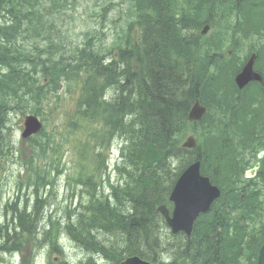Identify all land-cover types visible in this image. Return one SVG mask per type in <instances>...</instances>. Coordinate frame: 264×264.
I'll list each match as a JSON object with an SVG mask.
<instances>
[{
  "label": "trees",
  "instance_id": "trees-1",
  "mask_svg": "<svg viewBox=\"0 0 264 264\" xmlns=\"http://www.w3.org/2000/svg\"><path fill=\"white\" fill-rule=\"evenodd\" d=\"M57 1L59 10L68 2ZM183 1L132 0L137 42L130 37L119 50L117 62L106 64L102 54L87 47L73 57H54L52 51L61 49L55 47L56 40L50 34L55 24L38 11L39 0H9L11 23L0 27L4 42L0 43V58L9 67L7 75L0 74V157L13 105H22L24 99L27 104L49 101L63 82L77 81L82 87L80 116L100 119L106 135L120 145L115 166L120 179L109 195L97 197L94 189L88 206L81 205L76 220L65 223L73 242L87 251H106L114 262L121 254L117 251H125L152 262L164 259L168 264H257L264 245V195L261 190L254 192L237 184L246 182L242 172L249 166L243 164L246 153L257 146V151L263 149L257 139L264 129V97L257 100L248 94L238 99L227 93L224 104L238 105L235 113L223 110L224 115H215L199 149L181 147L194 101L200 98L211 107L226 83L225 72L220 78L210 72L212 40L199 35L201 25L211 21L212 0L180 4ZM26 24L30 26L24 27ZM39 33L41 41L29 53L20 37L26 35L28 40ZM45 51H49L48 60L38 56ZM106 89L114 92L109 100L103 96ZM230 114L232 120L225 118ZM250 119L259 123L251 125ZM44 135L45 131L40 133ZM47 149L48 144L39 145L35 154L44 156ZM97 157V170H101L105 165L103 152ZM196 159L202 162V172L220 187L222 197L211 214L197 221L190 241L184 237L168 246L156 208L169 203L176 177ZM174 161L180 163L178 172L172 167ZM242 194H246L244 199ZM40 202L37 200V205ZM37 205L33 214L27 209L16 212L17 227L0 229V237L6 240L0 250H20L23 235H35L40 219ZM151 217L159 226L156 232ZM155 245L168 248L162 257L149 253ZM53 249L61 251L58 244Z\"/></svg>",
  "mask_w": 264,
  "mask_h": 264
},
{
  "label": "rangeland",
  "instance_id": "rangeland-1",
  "mask_svg": "<svg viewBox=\"0 0 264 264\" xmlns=\"http://www.w3.org/2000/svg\"><path fill=\"white\" fill-rule=\"evenodd\" d=\"M42 3L53 10L51 13L54 12L49 19L55 22L58 32L54 37L65 53L73 55L76 50L89 44L97 52L116 54L119 47L120 50L124 49L128 39L134 36L136 6L132 0H68L64 8L61 7L62 12H58L57 0H43ZM231 14L222 18L217 11L215 17L232 26L235 20L229 17ZM227 25L219 26L222 33H226ZM217 33L218 30L211 25L205 40L209 41ZM24 44L30 47L27 48L29 51H33L32 42L24 40ZM231 49L232 43L224 39L220 50L228 53ZM251 49L249 45L246 46L247 51ZM41 54L43 59L48 60L49 51ZM58 55V52L53 53L54 57ZM38 71L41 73L42 69ZM81 93L82 87L77 81L70 84L63 82L62 88L53 93L49 101L27 104L24 99L23 104L17 106L9 116L4 142L8 149L11 148V153L7 150L5 157L0 159V225H6L10 219L11 202L19 198L20 210H24L25 204L31 209L35 207L38 199L41 201L37 205L40 212L37 230L40 236L31 238L20 249V256L17 254L16 259L3 255L7 257L4 264H58L61 257L76 263L97 253L98 264H113L101 251L79 250L66 236L62 238L64 230L60 221L71 220L70 213L74 214V208L76 212H81V205L87 207L94 189L96 196L102 197L111 191V185L119 181L118 171L115 170L118 145L112 143L115 138L106 135V127L100 119L89 120L80 116L78 105ZM111 96L112 93H108L106 99L109 100ZM221 100L225 102L224 97ZM30 114L39 115L46 125L45 135L31 139L33 142H24L21 138L23 124ZM213 116L214 112L203 125L191 128L185 139L190 135L200 137L202 131L208 133ZM204 140L205 136L202 143ZM44 144H48L45 155L35 154L36 148ZM99 151L103 152L105 161L101 170H97L96 166ZM172 167L177 172L180 163L174 161ZM90 176L93 178L90 179ZM40 177H44L46 182L42 183ZM44 226L49 227V233L41 234ZM250 231V226L245 229L247 234ZM59 241L64 246L61 254L53 251Z\"/></svg>",
  "mask_w": 264,
  "mask_h": 264
},
{
  "label": "water",
  "instance_id": "water-1",
  "mask_svg": "<svg viewBox=\"0 0 264 264\" xmlns=\"http://www.w3.org/2000/svg\"><path fill=\"white\" fill-rule=\"evenodd\" d=\"M251 63L246 66L244 72L237 78L238 84L241 86L253 78ZM206 113V108L201 107L198 103L190 112L189 119L191 121H199ZM42 129V124L38 118L29 116L25 121V131L23 138L37 134ZM196 144L193 139H189L184 147L193 148ZM263 153L259 155L261 158ZM259 165L246 173V177L251 178L258 172ZM220 191L217 187L212 186L210 180L202 177L200 174V162L191 165L180 177L177 182L170 200L175 203L173 217L170 218L169 211L165 206H161L158 211L166 218L168 225L174 233L185 232L191 235L195 220L201 213H205L210 209L214 200L220 197ZM122 264H150L142 261L140 258H130ZM258 264H264V247L261 249Z\"/></svg>",
  "mask_w": 264,
  "mask_h": 264
},
{
  "label": "bare ground",
  "instance_id": "bare-ground-1",
  "mask_svg": "<svg viewBox=\"0 0 264 264\" xmlns=\"http://www.w3.org/2000/svg\"><path fill=\"white\" fill-rule=\"evenodd\" d=\"M243 1H244L245 4L248 3V0H243ZM20 205H21V204L19 203V200L16 201V202H14V203H11V204H10V207H9V208H10V213L13 215V214H15L17 211H19V210L21 209ZM35 207H36V206H35ZM35 207H33V208L31 209V208H28V204H25V208H24V209H27V212H28L29 214H33V213H35ZM150 221L152 222V229H154L155 232H156V230L159 229V226H158L157 223L155 222V218H154V217H151ZM155 243H156V242H155ZM203 246H204V245H203ZM219 246H220V245H219ZM154 249H155L154 251H150L149 253L153 254L155 257H157L158 254L161 255V257H162V256L164 255L165 251H167L168 248H163V249H162V247H161L160 245H158V246L155 245V248H154ZM219 249H220V250L223 249V246H220ZM189 251H192V250H189ZM198 251H200V250H198ZM201 251H202V250H201ZM157 253H158V254H157Z\"/></svg>",
  "mask_w": 264,
  "mask_h": 264
}]
</instances>
